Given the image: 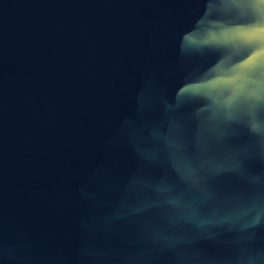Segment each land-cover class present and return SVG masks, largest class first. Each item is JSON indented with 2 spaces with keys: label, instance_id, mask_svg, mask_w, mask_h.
<instances>
[{
  "label": "water",
  "instance_id": "95a60500",
  "mask_svg": "<svg viewBox=\"0 0 264 264\" xmlns=\"http://www.w3.org/2000/svg\"><path fill=\"white\" fill-rule=\"evenodd\" d=\"M0 264H264V0H0Z\"/></svg>",
  "mask_w": 264,
  "mask_h": 264
}]
</instances>
